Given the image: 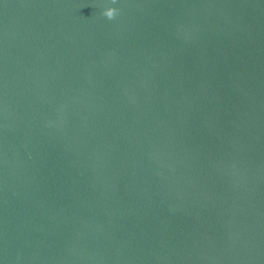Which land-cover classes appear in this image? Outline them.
<instances>
[{
    "label": "water",
    "instance_id": "water-1",
    "mask_svg": "<svg viewBox=\"0 0 264 264\" xmlns=\"http://www.w3.org/2000/svg\"><path fill=\"white\" fill-rule=\"evenodd\" d=\"M0 264H264V0H0Z\"/></svg>",
    "mask_w": 264,
    "mask_h": 264
},
{
    "label": "clouds",
    "instance_id": "clouds-1",
    "mask_svg": "<svg viewBox=\"0 0 264 264\" xmlns=\"http://www.w3.org/2000/svg\"><path fill=\"white\" fill-rule=\"evenodd\" d=\"M112 2L113 3H115L116 2V0H112ZM116 14H117V10L116 9H108V10H106L104 13H103V15L105 16V17H107L108 19H114L115 18V16H116Z\"/></svg>",
    "mask_w": 264,
    "mask_h": 264
}]
</instances>
